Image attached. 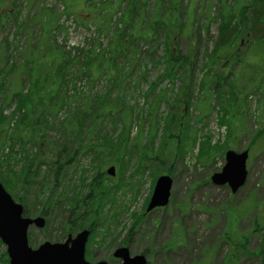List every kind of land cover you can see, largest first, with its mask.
<instances>
[{
	"label": "rangeland",
	"instance_id": "374dc122",
	"mask_svg": "<svg viewBox=\"0 0 264 264\" xmlns=\"http://www.w3.org/2000/svg\"><path fill=\"white\" fill-rule=\"evenodd\" d=\"M137 1L140 18L138 28H146L155 14L167 22L168 18H172L171 3H175L174 0ZM218 1L183 0V6L188 5L189 18L180 5L178 13L180 22L186 20V25L174 27L168 24L166 28L159 30L161 33L156 39L130 40L123 57L112 56L109 48L115 39L116 29L121 28V21L125 19L127 0H0V80H4V88L0 92V109H3L6 116L15 110L16 101L5 98V94L17 89L26 91L34 80V46L40 52L56 57L57 61L61 58L67 60L64 78L56 83L59 94L65 95L67 104L59 107L57 112H46L52 116H49L50 124L44 138H39L34 131L25 137V148L32 153L39 150V154L49 156V152L58 153L62 144L66 145V151H73L78 146V139H84L87 143V138L89 141L96 140L104 131H108L110 136H116L118 130L112 129L108 120H99L93 133L87 136H78L73 128L80 108L90 103L89 98L102 95L112 88V98L123 95L127 104L135 109L134 116L141 115V119L133 123L132 133L137 135L142 128L144 136H147L148 104L156 96L162 94L172 100L183 84L190 85L193 96L196 95L194 100L192 98V104L187 106L181 103L180 111L187 110V113L183 115L179 127L172 126L171 131L176 136L182 137L183 132L188 133V136H195V144L192 145L189 140L182 142L184 149L181 156H177V138L172 136L165 146V154L161 156L163 162H159V168H169L172 172L171 197L167 206L149 213L144 211L154 185L151 174H165V171L160 173L151 164V173L138 175L133 170L134 161H130L123 175L110 177L105 172L111 165L106 159L102 166L105 185L110 186L111 181L119 185L113 193V201L102 209L100 225L93 230L86 242L87 261L106 260L108 264H119V260L112 256V251L121 243L126 244L131 255L145 253L148 264H261V260H264L263 42L248 47L242 43L239 52H246L247 64L242 62L230 65L232 60L220 59V69L225 73H232L230 75L237 86H246L235 103L230 139L228 128L218 123L217 105L207 108L205 117L198 120L202 104L198 103L197 98L200 95L203 98L205 92L206 97L202 100L207 101L210 95L207 85L202 88L199 85L206 74V65H203L205 51L212 48L217 30L215 22H211L209 34L202 30L201 37H198L196 29L205 28L209 18L215 15V4ZM239 1L240 6L244 4L248 10L255 5L252 0ZM145 2L146 7L143 4ZM88 3H94L95 7L88 6ZM192 13L193 19L190 20ZM138 28H131L129 31L137 36L141 32ZM168 28H182V31L179 35L178 32L177 35L172 33L166 38L165 34L170 32ZM171 37H174L180 55L190 57V64L167 77L162 75L168 68L166 42ZM202 66L203 70L200 69ZM37 71L40 73L45 70L41 66ZM7 82L8 91L5 90ZM213 104L214 100L210 102V105ZM172 112L176 115L179 113L177 109H172ZM166 114L167 109L162 103L154 113L159 118L160 126H163L162 119ZM186 119L188 122L184 124ZM89 123L86 120L84 127ZM32 126L34 127V121ZM14 128L15 125L11 122L8 128L6 124L0 127L3 173L6 171L5 156L10 153L9 145L14 150L10 164L14 169L18 165L19 154H14L19 151L20 146L8 139L14 135ZM21 128L22 125L14 130L19 132ZM161 132L159 129L157 138H160ZM205 136H209L211 145H225L227 149L237 152L248 151L245 182L236 192H231L227 185H216L210 181V176L221 171L224 165L225 147H220L222 155L216 154L209 159L199 157L198 143ZM157 144H160L158 139ZM48 158L52 157L41 160L50 162ZM91 166L90 157L75 154L63 165L56 187L49 174L44 182L37 178L34 183L36 185L28 192L20 186L6 189L15 201L20 202L21 196L24 198L27 216L45 217L43 228L32 226L28 231L29 244L33 248L45 240L63 241L64 224L59 225L58 219L55 220V216L59 215V207L48 208L42 213L43 200L49 196L58 198L61 193L71 194L73 187L74 192H80L79 183L95 175ZM47 170V165L42 161L40 174ZM37 182L45 185L44 188L41 186V192ZM134 213L144 215L137 225L131 218ZM75 233L76 231L71 234ZM127 236L129 238L126 243ZM230 240L246 241L249 253L242 254L240 248L234 249ZM5 252L6 247L0 241V264H8Z\"/></svg>",
	"mask_w": 264,
	"mask_h": 264
},
{
	"label": "trees",
	"instance_id": "16d2710c",
	"mask_svg": "<svg viewBox=\"0 0 264 264\" xmlns=\"http://www.w3.org/2000/svg\"><path fill=\"white\" fill-rule=\"evenodd\" d=\"M142 2V0H140ZM175 3H171V16L168 18L169 22L165 19H160L153 15L149 20L148 26L146 28H138V7L139 3L137 0H127L128 7L126 8L125 19L121 21V28L116 29V36L113 41L112 46L109 48L111 55H121L125 56L127 52V44L130 40L136 38H159V30L161 28H166L168 24L172 26L186 25V20L180 22L178 13V5L182 6L183 13L189 18L188 5L183 6V0H174ZM239 0H219L215 4V15L209 18L206 23L205 28H197L196 33L198 37H201L202 30L204 33L209 34L211 22H215L217 34L213 40V46L209 51H205V62L206 74L205 79L199 83L200 88L207 85L210 95L208 100L203 101L202 99L206 97L205 92L197 98L198 103L202 104L200 109V118L203 119L207 113V108L211 109L218 107L219 112L218 123L220 125H225L228 128V137L230 139L232 128V118L235 115V103L243 94L246 86H237L235 80L231 77L232 73H225L223 69H220L219 62L220 59L232 60L230 65L236 63L247 64V54L246 52H239L242 43L245 47L252 46L253 44L264 43V0H252L253 6L249 10L241 4ZM257 1H260L258 5ZM2 2V1H1ZM263 2V4H262ZM145 7L147 3H143ZM262 4V5H261ZM158 5L156 9H158ZM88 6L94 8L95 4H89ZM173 7V8H172ZM193 19V13L190 16V20ZM136 25V26H135ZM131 28H138L139 35H135ZM169 29V28H168ZM129 31V32H128ZM170 32L165 34L166 38L172 33L178 35L182 31V28H171ZM179 37V36H177ZM247 50V48H246ZM92 52V51H91ZM89 52V53H91ZM114 52V53H113ZM121 58V57H120ZM110 59V57H109ZM111 60V59H110ZM166 60L168 68L165 70L162 76L171 77L176 72L184 68V66H189L190 57L188 55H180L177 49V43L174 37L166 42ZM67 60L57 58L46 52H40L38 48L34 46V80L31 82V87L24 91L23 89H17L7 92L5 98L15 99L16 107L12 111L11 115L6 116L3 109H0V127L4 124L7 128L10 125H15V128H22L19 132L14 129L12 132L13 136H9L10 142H17L20 146L19 151L15 152L14 155L19 154L17 158V169H14L10 161L12 160L14 150L10 146V153L5 156V166L6 171L3 173L2 163L0 160V181L5 186V188L13 189L14 187L20 186L25 192L33 189L35 181L37 178L44 182L47 180L48 175H52L53 186L60 181V177L63 171V165L70 160L71 156L75 154H80L81 156L90 157L92 166L94 169V176L92 178L86 179L85 182H80L79 189L80 192H74L75 187H73V192L71 194L61 193L58 198L49 196L43 200L42 213H44L48 208L59 207L58 214L55 216V220L58 219V224L63 225L62 237L65 238L68 233H73L75 231L81 230L83 228H89L95 230L102 221V209L103 207L113 201V193L118 188V183L110 182V186L105 185L106 180H104L105 172L102 170L103 164L106 162L114 164L116 166L117 174H124L127 169V165L130 161H134L133 170L134 173L141 175L143 173H151L150 165L154 164L160 173L164 171L172 175L171 170H162L159 168L161 156L165 154V146L169 142L168 139L172 136L176 137L175 146L178 147L177 156H181V151L184 149V143L186 140L191 141V144H195V136H188V133L181 135L171 134L172 126L179 127L183 115L187 113V110L180 111L181 103L185 105H190L196 98L193 96V89L188 84H183L180 88V92L172 100L163 97L162 94L156 96L148 104L149 111L147 118L148 127L146 130V135L142 134L143 129L141 128L137 135L132 133L133 123L141 119L140 116H134L133 107L129 106L124 100L123 95L112 98V89L107 90L102 95H96L94 98H89L90 103L83 105L80 108L78 116L74 120V130L78 136L89 135L93 133L94 126L100 120H108L111 124V128L118 130L116 136H110L108 131L101 133L100 137L96 140L89 141L86 139H78V146L73 151H66V145L62 144L60 149L56 152H49V156L44 154H39L37 150L35 153L28 151L25 148L26 140L25 137L34 131L39 138H44L46 136V129L49 126V116L46 112L58 111L59 107L67 104L65 95H60L58 88H56V83L64 78V70L66 69ZM207 63V64H206ZM44 67V72L37 73V68ZM251 67V66H250ZM204 66L200 69L203 70ZM9 72V71H8ZM7 72V75L9 74ZM208 78V82H207ZM0 92L4 88V80H0ZM8 84H5V90L8 89ZM7 88V89H6ZM8 91V90H7ZM193 98V100H192ZM214 100L215 104L210 105V102ZM165 101V102H163ZM164 103L167 109V114L163 117V126L159 124V118L154 116L157 108ZM172 109H177L178 114L172 112ZM89 120L90 123L87 127H84L85 121ZM15 121V122H14ZM34 121V127L32 126ZM175 121V122H174ZM188 120L186 119V124ZM32 123V124H31ZM27 126H30L27 129ZM141 127V126H140ZM161 129L160 138H157L158 130ZM232 130V131H231ZM235 135V134H234ZM256 137V135L254 136ZM157 139L160 144H157ZM184 142V143H182ZM198 155L199 157L204 156V158H214L216 154L222 155V147L227 150L225 145L214 146L210 144L209 136H205L203 140L198 143ZM221 147V148H220ZM40 152V151H39ZM12 155V156H11ZM48 158V161L41 160V158ZM44 161L47 165L48 170L45 173L40 174V165ZM159 168V169H158ZM164 172V173H165ZM154 184L157 173L151 174ZM44 180V181H43ZM39 192L44 188V184H38ZM43 188H42V187ZM52 186V187H53ZM153 186V185H152ZM19 201L24 202V198H19ZM25 203V202H24ZM24 206V205H23ZM26 213V208L24 206V214ZM142 214H131V218L134 220V224L137 225L143 219ZM126 237L125 242L127 243ZM231 245L234 249L240 248L243 253H249L246 248V241H235L230 240ZM238 252V251H236ZM5 256L6 253H4ZM7 261V257H6ZM261 264H264V260H261Z\"/></svg>",
	"mask_w": 264,
	"mask_h": 264
},
{
	"label": "water",
	"instance_id": "95a60500",
	"mask_svg": "<svg viewBox=\"0 0 264 264\" xmlns=\"http://www.w3.org/2000/svg\"><path fill=\"white\" fill-rule=\"evenodd\" d=\"M247 156V150H227L224 154L225 163L221 171L211 175V182L216 185L226 184L232 192H236L245 182ZM106 173L114 176L115 167L109 166ZM171 186L172 178L169 175L158 176L145 211L166 206L169 203ZM44 225L43 216H25L23 205L15 201L0 182V240L6 246L8 264H107L104 260L95 263L85 260L89 229H82L74 236L69 234L62 242L46 240L36 248L31 247L28 241L29 227L42 228ZM113 256L121 259L120 264H147L144 254L130 255L126 246L115 248Z\"/></svg>",
	"mask_w": 264,
	"mask_h": 264
},
{
	"label": "flooded vegetation",
	"instance_id": "af4514ba",
	"mask_svg": "<svg viewBox=\"0 0 264 264\" xmlns=\"http://www.w3.org/2000/svg\"><path fill=\"white\" fill-rule=\"evenodd\" d=\"M113 256V255H112ZM117 259V258H116ZM119 260V259H118ZM119 262H120V260H119Z\"/></svg>",
	"mask_w": 264,
	"mask_h": 264
}]
</instances>
